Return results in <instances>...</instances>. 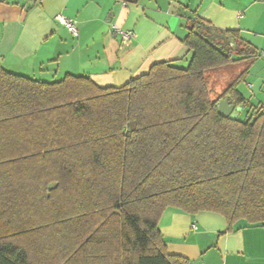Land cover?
<instances>
[{
	"label": "trees",
	"instance_id": "obj_1",
	"mask_svg": "<svg viewBox=\"0 0 264 264\" xmlns=\"http://www.w3.org/2000/svg\"><path fill=\"white\" fill-rule=\"evenodd\" d=\"M182 43L187 67L119 88L0 70V264H191L167 252V209L264 228V106L238 89L258 51L200 19ZM228 67L213 99L209 74Z\"/></svg>",
	"mask_w": 264,
	"mask_h": 264
},
{
	"label": "crops",
	"instance_id": "obj_2",
	"mask_svg": "<svg viewBox=\"0 0 264 264\" xmlns=\"http://www.w3.org/2000/svg\"><path fill=\"white\" fill-rule=\"evenodd\" d=\"M58 15L75 22L77 36ZM195 19L237 31L257 49L238 89L249 103L264 106V0H128L126 6L120 0H0V70L43 82L85 76L102 88H119L157 63L187 67L191 53L182 41ZM114 28L134 37L123 41ZM159 229L167 252L191 264H264L260 226L227 232L218 214L167 209Z\"/></svg>",
	"mask_w": 264,
	"mask_h": 264
},
{
	"label": "built area",
	"instance_id": "obj_3",
	"mask_svg": "<svg viewBox=\"0 0 264 264\" xmlns=\"http://www.w3.org/2000/svg\"><path fill=\"white\" fill-rule=\"evenodd\" d=\"M17 1H21L22 3H24L26 5H38V4H41L45 0H17ZM127 1L128 0H120L121 4L123 6L127 5ZM56 20L58 21L59 24H61L63 27H65L71 35L77 36V31L75 28V22L74 21H72L70 19H66L60 15H58L56 17ZM114 33L119 34L123 41H128L134 37V33L132 31H128V30H119V29L114 28Z\"/></svg>",
	"mask_w": 264,
	"mask_h": 264
},
{
	"label": "rangeland",
	"instance_id": "obj_4",
	"mask_svg": "<svg viewBox=\"0 0 264 264\" xmlns=\"http://www.w3.org/2000/svg\"><path fill=\"white\" fill-rule=\"evenodd\" d=\"M238 69V67H237ZM235 67L232 68H226L225 69H219L216 70V72H212L211 74H209V79H210V85H209V89L211 91V97L214 99L216 98L224 89L225 87V81L228 80L229 78V74L230 71L237 70ZM241 90H245L244 85L241 86ZM254 103H256V100H254Z\"/></svg>",
	"mask_w": 264,
	"mask_h": 264
},
{
	"label": "water",
	"instance_id": "obj_5",
	"mask_svg": "<svg viewBox=\"0 0 264 264\" xmlns=\"http://www.w3.org/2000/svg\"><path fill=\"white\" fill-rule=\"evenodd\" d=\"M242 111L241 107L235 108L233 105L229 103L227 99H223L219 102L217 106V112L223 118H229L232 120H236L238 114ZM253 120L251 121V123Z\"/></svg>",
	"mask_w": 264,
	"mask_h": 264
}]
</instances>
